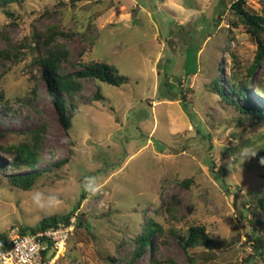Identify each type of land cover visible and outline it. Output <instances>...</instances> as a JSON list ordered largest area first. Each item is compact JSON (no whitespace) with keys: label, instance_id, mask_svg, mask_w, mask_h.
Returning <instances> with one entry per match:
<instances>
[{"label":"rangeland","instance_id":"rangeland-1","mask_svg":"<svg viewBox=\"0 0 264 264\" xmlns=\"http://www.w3.org/2000/svg\"><path fill=\"white\" fill-rule=\"evenodd\" d=\"M235 1L25 0L10 6L12 17L0 8V92L8 102H0V162L7 166L11 159L2 148L30 143L42 128L36 169L69 157L29 191L6 177L30 170H0V235L67 214L81 201L75 215L83 226L74 229L55 264H126L146 217L160 222L162 233L152 237L153 253L135 264H192L190 258L193 264H264L249 239L258 230L264 243V227L257 224L264 220L258 205L264 123L212 89L218 77L230 96L231 54L245 73L258 49L230 8ZM244 7L264 16V0H244ZM50 26L68 34L55 39L69 51L64 74L105 62L129 77L121 87L81 79L69 129L33 62L41 53L35 33ZM195 57L189 82L186 59ZM164 88L183 90L186 99L159 101ZM98 90L101 101L94 99ZM245 92L264 107V60ZM89 178H95V192L84 187ZM186 179L191 182L182 184ZM36 189L56 194L58 202L38 207L31 198ZM191 225L206 227L213 250L183 248L177 235Z\"/></svg>","mask_w":264,"mask_h":264},{"label":"trees","instance_id":"trees-1","mask_svg":"<svg viewBox=\"0 0 264 264\" xmlns=\"http://www.w3.org/2000/svg\"><path fill=\"white\" fill-rule=\"evenodd\" d=\"M25 0H0V8H7L6 15L12 17L13 13L9 10L11 5H17L23 3ZM73 1V0H72ZM237 16L239 23L242 24L246 31L254 38L258 45V49L253 63L250 67L246 68V72L242 73L241 65L238 62L236 56L231 54L229 59V74L227 75L228 90L230 96L225 94L222 90L218 77L212 80V89L217 93L220 98L228 104H231L239 109L243 114L251 117L257 123H264V107H257L253 105L247 98L245 90L249 88L251 78L254 76L258 67L264 60V16L251 13L244 7V0H237L231 5ZM236 26L235 23L232 24ZM68 36L57 26H50L45 30L35 33L34 40L40 43L41 53L35 56L33 62L41 69L43 78L48 84L51 100L54 103L57 111L60 113L61 120L66 129L71 128L72 114L76 108V96L82 89L81 79H92L96 82H102L114 87H121L129 82V77L119 73L118 69L105 62H91L84 65L82 70L64 74L61 70L62 64L68 61L69 51L59 43L55 42L57 36ZM194 47V44L191 45ZM196 56V52L194 54ZM164 52L161 58L164 57ZM160 58V59H161ZM191 61V60H190ZM188 63L186 59V74L187 81H191L196 70V57L192 62ZM167 86V82L164 83ZM260 92H263L259 89ZM190 92V91H189ZM162 99L159 101H176L185 100L186 95L183 90H167L164 88L162 91ZM94 99L96 101L103 100V96L98 90ZM238 100H243L248 103L249 107H241ZM0 102L2 104H8L5 99L4 92H0ZM44 131L42 128L40 131L32 133V141L30 143H21L18 145H9L2 150L5 153L11 154V159L7 166L4 161L0 162V170L2 171H14L18 172L22 169L30 170L27 174H10L8 175L7 182L22 191L31 190L37 182L49 175L53 170L60 169L65 164L69 163V157L57 161L56 163L37 170L39 154L38 149L41 142V133ZM191 182L189 179L182 181L184 185H188ZM263 196L258 199V205L264 213V191ZM85 197L82 196V200ZM81 201L78 202L76 208L71 212L64 215H52L42 218L38 224L32 227H20L18 234H25L28 232H35L39 230H46L48 228H55L58 223L69 224L72 216L76 217L75 228L83 226V222L80 217L75 215L76 211L80 208ZM234 205L237 207V202L234 199ZM241 208V207H240ZM257 224L264 227V220L258 219ZM13 227L12 229H14ZM162 233V225L160 222L155 221L152 217H146L143 222L141 232L133 239V251L126 261V264H135V262L143 257L146 252L153 253L152 237L155 234ZM172 233H174L172 231ZM9 237L6 234L0 235V248ZM177 238L181 242L184 249H191L195 247H204L208 250H213L215 247V241L208 235L206 227L204 225H191L187 228L184 235H177ZM249 239L255 242V249L261 260L264 262V243L260 235V231L254 230ZM54 252L50 254L53 256ZM190 262L193 264L194 260L190 258ZM172 263V262H170ZM148 264H164L161 260L153 259Z\"/></svg>","mask_w":264,"mask_h":264},{"label":"built area","instance_id":"built-area-1","mask_svg":"<svg viewBox=\"0 0 264 264\" xmlns=\"http://www.w3.org/2000/svg\"><path fill=\"white\" fill-rule=\"evenodd\" d=\"M75 224L76 217L72 216L67 225L58 223L55 228L9 236L0 248V264H55ZM52 252L54 255L50 256Z\"/></svg>","mask_w":264,"mask_h":264},{"label":"clouds","instance_id":"clouds-1","mask_svg":"<svg viewBox=\"0 0 264 264\" xmlns=\"http://www.w3.org/2000/svg\"><path fill=\"white\" fill-rule=\"evenodd\" d=\"M254 155V153H252ZM247 155V153H245ZM85 189L91 192L96 191V181L95 178H89L88 182L84 185ZM32 201L35 205L40 208H51L54 204L58 202V196L54 193L48 195L41 190H33L32 192Z\"/></svg>","mask_w":264,"mask_h":264},{"label":"bare ground","instance_id":"bare-ground-1","mask_svg":"<svg viewBox=\"0 0 264 264\" xmlns=\"http://www.w3.org/2000/svg\"><path fill=\"white\" fill-rule=\"evenodd\" d=\"M61 250H62V249H61ZM61 250H60V251H61ZM62 252H63V250H62Z\"/></svg>","mask_w":264,"mask_h":264}]
</instances>
